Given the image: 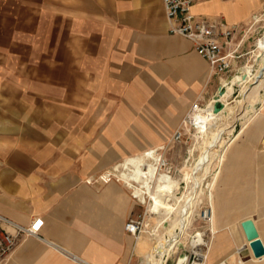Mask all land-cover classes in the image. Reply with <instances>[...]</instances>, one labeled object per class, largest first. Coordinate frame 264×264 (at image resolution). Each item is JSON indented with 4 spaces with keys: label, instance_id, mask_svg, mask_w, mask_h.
<instances>
[{
    "label": "crops",
    "instance_id": "crops-1",
    "mask_svg": "<svg viewBox=\"0 0 264 264\" xmlns=\"http://www.w3.org/2000/svg\"><path fill=\"white\" fill-rule=\"evenodd\" d=\"M263 6L264 0L193 5L197 15L243 27L230 45L222 44L223 53L234 50L231 70H240L239 58L251 53L249 34L241 32ZM2 8L12 16L13 38L18 33L26 42L31 34L30 47L53 59V69L23 66L21 72L52 70L61 95L53 103L70 112L41 114L37 135L24 127L15 132L14 116L6 114L0 129V233L15 234L16 226L37 219L42 224L37 236H19L0 264H144L155 239L135 238L125 229L131 215L142 213L141 203L123 182L86 179L163 144L195 101L216 94L224 75L210 74L192 43L169 33L162 0H0ZM159 159L154 150L134 161ZM224 160L214 185L212 218L219 230L213 228L209 261L264 264V255L253 257L240 226L252 218L264 245V102L262 112L233 136Z\"/></svg>",
    "mask_w": 264,
    "mask_h": 264
},
{
    "label": "rangeland",
    "instance_id": "rangeland-1",
    "mask_svg": "<svg viewBox=\"0 0 264 264\" xmlns=\"http://www.w3.org/2000/svg\"><path fill=\"white\" fill-rule=\"evenodd\" d=\"M254 15L257 20L253 19ZM12 22L13 19L11 14L8 15L4 8L0 9V129H4L7 125L5 122L7 114L14 116L13 127L15 132H19L24 127L26 128L25 130L28 129L31 134L37 135L39 125L40 127L43 126V123L38 122V118L41 114L56 113L59 110L62 113H68L70 111L67 106L58 107L53 103V101H55L54 97H60L61 95H59L60 91L56 89V87L59 86V83L56 81L57 75L54 74L52 70L41 74H25L21 72L23 66H38L41 67L42 70L47 71L48 69H53V59L39 57L37 50L30 47L31 43L28 42V40L32 36L31 34H25L24 38L26 42L22 40L23 36L18 33H14L13 38L12 30L15 26L12 25ZM247 27V33H241L243 36L249 34L247 42L249 45L248 51L251 50V53L245 54L239 58L237 67L242 66L240 70L233 67L234 69L223 76V81H225L220 85L221 90H224L225 86L231 87L232 90L229 89L224 95L217 96V100L223 103V109L221 113L217 115L219 119L217 118L213 127L205 132L203 131V134L188 121H182L177 127L182 133L179 139L173 138L172 134L170 138L165 139L163 144L156 146L161 147V150H159V155L161 157L159 163L161 161H166L172 166L170 180L174 183V189L172 191L175 193V197H177L176 199H171L172 201L169 203L171 209L160 207L165 210V213L161 215L160 218L163 223L159 228V234L162 235V233L169 231L170 236L171 234L179 236L180 240L178 248L174 249L170 258L173 260L188 254L190 251L189 242L191 236L194 235L195 232H198L196 234L198 238L195 241L193 240L194 242H191V245L206 242L212 247L215 237L212 229L215 228L214 230L216 233L219 230L214 223L215 215L211 219L203 216L206 211L210 212L213 208L214 185L217 175H219L222 162L225 161L227 147L233 140V136L247 125L251 119L262 112L264 102V86H262L264 85V75L260 79L261 81L259 80L254 83L253 76L261 67L262 63V55L257 43L258 39L264 36V6L262 9L253 13ZM34 44L38 45V43ZM251 54H253L252 57H250ZM43 84H46V88H44ZM23 87L25 88L23 89ZM57 91L58 93H56ZM45 94L46 104H43V95ZM212 98L213 97H206V100L201 104L207 105L212 101ZM211 104H214V102ZM45 124L47 125L48 123ZM215 135H222L223 142L219 147H212L210 149V151L214 153V158L210 156L208 159L209 163L206 165L208 167L207 172L203 173V170L197 171L193 179L192 173L196 161L203 155L204 151L209 148L212 139L216 137ZM18 141H20V138ZM124 159L118 161L106 171H110L113 166L121 163ZM112 180H116V177H113ZM116 181L122 182L121 180ZM130 189L129 187V190ZM130 193L132 194V189ZM143 210L144 205H142V212ZM146 220L149 225L148 228H151L157 218L151 216L148 218L146 217ZM182 223L183 227L181 225ZM236 223L237 219H234V233L239 232L236 230ZM238 228L240 229L239 222ZM144 235L149 236L147 233H144ZM242 236L244 240L243 233ZM240 238L238 240H240ZM159 240L161 241V239ZM206 247L207 245L203 246L202 251H206ZM209 254H207V262L211 264L209 261ZM221 260L229 263L227 258Z\"/></svg>",
    "mask_w": 264,
    "mask_h": 264
},
{
    "label": "built area",
    "instance_id": "built-area-1",
    "mask_svg": "<svg viewBox=\"0 0 264 264\" xmlns=\"http://www.w3.org/2000/svg\"><path fill=\"white\" fill-rule=\"evenodd\" d=\"M198 0H162L164 13L167 22V28L170 34L179 35L188 39L196 53L203 58H205L209 64L210 74H222L226 75L233 66V61L235 58L234 50L228 51L226 53L222 52V44L230 45L231 38L236 32L243 29L240 25L230 26L226 23L223 18L214 19L211 17H205L197 15L193 11V5ZM254 20H257L256 16H253ZM248 28L242 32L247 33ZM258 39V38H257ZM203 106L201 103L195 101L189 111L187 112L183 122H187L189 118L197 113ZM182 135L179 128L173 133V138L179 139ZM156 153L159 155V150L161 147H155ZM172 166L166 161H161L158 173L165 174L169 178L171 177ZM116 177V180H121L127 185V183L118 176L113 171H106L97 177H89L86 179L87 183H106ZM138 185L137 182H134ZM128 186V185H127ZM140 186V185H139ZM157 186L156 182H152L151 189H155ZM132 195H133V188ZM142 205H144V210L141 214L136 216H131L125 223V229L134 235L135 238H139L140 235L147 233L155 239V245H158V240L169 238V231L159 234V228L163 222H161V215L165 213L163 208L154 209L155 200L153 197H148L147 193L140 196H134ZM155 216L157 218L156 222L151 228H148L146 217ZM1 220V218H0ZM42 224L41 219H37L33 224L27 227L16 226L15 234L8 233L6 231L0 233V263L6 257V255L14 248L17 243L18 237L21 235H32L37 236V232ZM191 236L189 242L190 251L188 254L182 256L184 264H209L207 262V250L202 251L204 245L197 244L196 246L191 245V242L197 240V234ZM194 240V241H193ZM179 239L171 246L166 252L162 254L154 255L153 257H147L144 264H175L179 257L175 260L170 259L174 249L178 248ZM160 246V245H159ZM207 249V247H206ZM205 253V256L201 255ZM219 264V263H218ZM240 264V262H238Z\"/></svg>",
    "mask_w": 264,
    "mask_h": 264
},
{
    "label": "bare ground",
    "instance_id": "bare-ground-1",
    "mask_svg": "<svg viewBox=\"0 0 264 264\" xmlns=\"http://www.w3.org/2000/svg\"><path fill=\"white\" fill-rule=\"evenodd\" d=\"M257 45L259 46L260 51H261V55H262V57H261L262 61L261 62L262 63H261V67L257 70V72L253 76V83L258 82L264 75V36L262 38L258 39ZM220 90H221V88H220ZM220 90L218 92H220ZM217 98H218L217 96H216V98H212V101H210L207 105L203 106L197 113H194L188 120V122L191 123V125L193 127H195L198 131H201V133H203V131L205 132V131L211 129L213 127L214 123L216 122L217 118H218L217 115L219 113H221V111L218 113L214 112V104H211L212 102L217 101L216 100ZM215 136L216 137H214L212 139V143L209 146V148L206 149L204 151L203 155L200 156V158L196 161V164L193 168L192 178L195 176L194 174L197 173V171L203 170V173L207 172L208 167L206 165H208V163H209L208 159L210 158V156H213V154H214L210 151V149L212 147H219V145H221V143L223 142L222 141V139H223L222 135H215ZM154 150H155V148H152V149L145 150L140 154L133 155L131 157H126L121 163L113 166L110 171H113L115 174H118L119 176H121V178L127 183L128 187L133 188V195L134 196L137 195V196H140V198H141L142 194L147 193L148 197H150V198L153 197L155 200L153 208L155 210L160 208V207H165L166 209H171L170 205H169V203L172 201L171 199L177 198V197H175V193L172 191L174 189V186H173L174 183L170 180V178L167 175L158 173V168L160 165L159 161L157 164H154V163L153 164H146V163L138 164L137 162L134 161V160H136L137 157L142 156L143 154L145 155L146 153L154 152ZM213 158H214V156H213ZM130 159H131V162L128 161ZM127 161L129 163L127 165H125V162H127ZM153 181H156V184H157L155 189H151V183ZM134 182H137L138 185H135ZM188 202H189V200H188ZM189 204H190V202H189ZM203 217L211 219L212 218V210L210 212L206 211L205 215ZM181 225L183 227V223ZM212 232H213V229H212ZM178 239H179V236H174L171 234V236H169V238H166L165 240H163V239H161V241L158 240L159 241L158 245H155L154 251L152 253H150L147 257H153L154 255L160 256L163 251L166 252V250H168L171 246H173L174 243ZM197 244L207 245L208 248L206 250H207V254H209V251L211 249L210 244H207L206 242L205 243L200 242ZM197 244H194V246H196ZM207 254H206V257H208ZM201 255L205 256V253L201 252ZM182 261H183V259H180L179 264H181Z\"/></svg>",
    "mask_w": 264,
    "mask_h": 264
},
{
    "label": "water",
    "instance_id": "water-1",
    "mask_svg": "<svg viewBox=\"0 0 264 264\" xmlns=\"http://www.w3.org/2000/svg\"><path fill=\"white\" fill-rule=\"evenodd\" d=\"M228 81V80H227ZM221 86L218 87L216 94L220 90ZM214 95L213 98H216L217 95ZM217 100V99H216ZM223 109V103L219 100L214 102V112L218 113ZM241 229L245 236V239L249 242V248L253 254L254 258H261L264 255V245L262 240L259 237V233L255 226V223L252 218H245L240 222ZM183 259L180 257L175 264H179V260ZM181 264H184V260Z\"/></svg>",
    "mask_w": 264,
    "mask_h": 264
}]
</instances>
